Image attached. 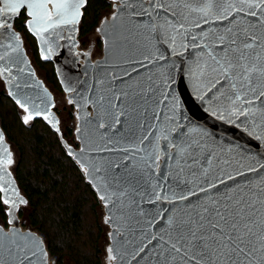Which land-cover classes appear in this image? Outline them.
I'll return each mask as SVG.
<instances>
[{"label":"snow or ice","instance_id":"obj_1","mask_svg":"<svg viewBox=\"0 0 264 264\" xmlns=\"http://www.w3.org/2000/svg\"><path fill=\"white\" fill-rule=\"evenodd\" d=\"M86 3L0 0V79L23 111L24 125L42 118L59 132L47 91L43 99L32 95L39 82H28L34 73L13 19L24 13L40 58L48 60L58 40H67L74 51ZM114 7L97 30L106 56L92 67L111 58L120 74H99L87 94L66 87L80 97L68 102L76 104L87 125L76 128L80 148L65 144L66 155L109 209L106 220L113 219V209L119 212L131 259L264 264V175H259L264 164L182 122L180 101L169 89L176 67L169 60L179 59L183 75L208 102L213 117L243 125L250 137L264 141V0H119ZM138 68L147 71L141 76ZM89 104L95 109L91 117L85 111ZM4 139L0 132V203L10 227L0 226V264H48L43 241L16 226L15 213L27 200L7 170L14 160ZM246 172L255 178H244ZM117 231L114 225L109 233L114 242ZM129 255L120 254L121 264ZM107 261H117L112 245Z\"/></svg>","mask_w":264,"mask_h":264},{"label":"trees","instance_id":"obj_2","mask_svg":"<svg viewBox=\"0 0 264 264\" xmlns=\"http://www.w3.org/2000/svg\"><path fill=\"white\" fill-rule=\"evenodd\" d=\"M110 5V0H87L80 34L91 32ZM25 20L26 16L21 12L15 18L14 26L24 32L34 59L47 71V79L60 87L54 63L40 58L38 42L24 26ZM19 117V108L12 97L0 90L1 127L19 152L15 179L26 196L29 205L27 218L31 226L44 234L47 247L57 257L58 264H64L66 257L71 258L73 264H100L102 248L99 239L103 229L96 219L92 221V213L100 205L96 190L75 161L66 155L59 132L42 118L24 125ZM66 135H73L72 127H66ZM0 214L6 218L2 203ZM84 242L88 249L81 251L80 244Z\"/></svg>","mask_w":264,"mask_h":264},{"label":"water","instance_id":"obj_3","mask_svg":"<svg viewBox=\"0 0 264 264\" xmlns=\"http://www.w3.org/2000/svg\"><path fill=\"white\" fill-rule=\"evenodd\" d=\"M83 13V8L81 9ZM16 18V17H15ZM14 18V19H15ZM82 16L80 17L76 28L77 31L74 34L75 39L77 41L78 35V24L81 20ZM14 19L12 21L13 30L14 29ZM67 30L65 29L62 34H66ZM38 42V41H37ZM58 47L56 48L55 54L50 58L54 62L55 70L57 76L60 80L62 87L66 90V87L71 86L75 89L77 93L84 92L87 94L88 85L93 83L95 77L99 74L107 71V72H115L116 74H120L119 68L113 67L116 63L114 59L109 58L107 63L101 64L96 68L92 67V63L87 61L85 65H80L78 63V59L75 56V49L74 51L71 50V45L67 40H58L57 41ZM77 44V43H76ZM39 45V43H38ZM24 49V47L22 46ZM40 48V45H39ZM26 58L29 62V68L31 73H34L28 82L33 83L34 81H38L39 85L32 89V95L38 96L40 98H45L44 92L47 91V95L51 97L50 103L54 105V97L50 89L37 78L34 67L32 66L29 57L24 49ZM106 56L105 44H104V59ZM175 63L176 67L171 69L170 75L172 77L171 81L169 82V89L170 91L177 96L180 101V108L185 120L182 122H186L189 124L190 127H197L202 128L204 131L210 133L212 138L220 145L224 147H233L236 148L239 146L238 150H246L248 155H251L256 158L261 164H264V141L256 140L253 137H250L246 132L243 131V125L237 127L235 124H228L226 121H220L218 117H213L211 115V111L209 110V104L207 101L202 102L200 97L194 91L193 82L190 81L187 76L183 75L180 69V60L179 59H172L169 60V64ZM134 67H136L134 65ZM148 70L156 71V69L149 68ZM147 70L144 68H138V74L143 76ZM87 74V75H86ZM168 74V73H166ZM136 74H133L135 78ZM125 79H127L125 77ZM64 81L62 83L61 81ZM72 97L75 101H79L80 97L74 93H72ZM39 102V101H38ZM52 107L49 108L51 111ZM85 111L89 114V117L95 115L94 107L89 104L87 105ZM92 111V114H91ZM82 113L79 110V116ZM82 130L87 127L84 120L81 119ZM259 133H257L258 135ZM80 148V147H79ZM79 148H75L78 150ZM246 163H248L246 161ZM253 166H255L253 164ZM259 175H264V172H260ZM244 178H255L253 173H245ZM240 177H236V182H240ZM231 183V182H227ZM112 225L118 229L120 236H118V250L123 253L127 251L130 255L129 257L125 258V264H143V261L137 257L135 260L131 259L132 254V245L125 244L124 242V231L120 227L122 221L119 220V212L116 209H113V219L111 220ZM22 232V231H21ZM117 264H121L120 260Z\"/></svg>","mask_w":264,"mask_h":264},{"label":"rangeland","instance_id":"obj_4","mask_svg":"<svg viewBox=\"0 0 264 264\" xmlns=\"http://www.w3.org/2000/svg\"><path fill=\"white\" fill-rule=\"evenodd\" d=\"M110 2H111L110 7L102 12L98 24L94 27V29L91 32L85 35L80 34L81 20L78 24V35H77L75 56L77 57L78 63L80 65H85L87 61H90L92 64H95L97 61H101L102 58L104 57V39L102 38L100 32H98L97 30L101 28L102 21L105 18L110 19L112 12L115 11L114 5L117 4L116 1L110 0ZM14 29L21 36L22 46L24 47L32 66L34 67L37 78L41 80L50 89V91L53 94L54 106L52 107L50 113L59 122L58 127H59L60 136L62 137L65 144L71 145L73 149L79 148L81 146V140L77 139L76 128L78 126L82 128V125H81V119L79 118L80 117L79 110L77 109L76 104L68 102L69 98L75 101V99L72 97V93L67 92L62 87L60 80H59L60 87H57L47 79V75H46L47 71L43 67L39 66L36 60L34 59L32 47L29 44V41L25 36L24 32L18 30L15 26ZM85 53H87L88 55H84ZM0 90H5V92L8 94V88L2 79H0ZM19 113L20 116L23 115V111L21 109H19ZM67 126L73 128V135L71 137H68L66 135ZM0 132H3L4 134L5 139L3 141V144L12 153L14 160V163L11 166H8L7 170L11 173V178L15 186L18 188L19 194L25 200H27L23 190L18 186L15 179V169L19 159V152L16 145L13 142H11L4 133L1 127V118H0ZM4 207L6 206L4 205ZM28 211H29L28 202L26 205H20L18 207V211H16L15 213V217H16L15 223L17 228L22 232L31 231L36 236H38L43 241V246L45 248V251H47L48 253V257H47L48 264H58L57 257L55 255H52L47 247L44 234H42L36 228L31 226L27 218ZM20 212H24L25 214L21 215ZM92 214L96 215V217L92 215V221L96 219V222H98L103 229V232L99 239V246L100 248H102L100 254V264H108L107 248L110 245H112L114 247V251L117 252V261L113 262V264H117V262L119 261V256L121 254V252L118 250V243H119L118 236H120V233L119 231H117L115 242L113 241V237L109 235V233H112L113 230V225L111 223V220H106V217L110 215L109 209L104 205L103 201L100 200L99 207H97L95 212ZM7 218H8L7 216L6 218H3L2 215L0 214V226H4L5 231L7 230L8 227H10V225L5 224ZM84 249L85 250L88 249V244L86 242H84V244H80V250L84 251ZM72 262H73L72 259L68 257H66L64 260V264H73Z\"/></svg>","mask_w":264,"mask_h":264},{"label":"bare ground","instance_id":"obj_5","mask_svg":"<svg viewBox=\"0 0 264 264\" xmlns=\"http://www.w3.org/2000/svg\"><path fill=\"white\" fill-rule=\"evenodd\" d=\"M116 1V3H118L119 2V0H115ZM79 127V126H78ZM80 140V139H79ZM7 231V230H6ZM114 231V226H113V230H112V232ZM117 233V232H116ZM38 237V236H37ZM114 243V242H113ZM45 249V248H44Z\"/></svg>","mask_w":264,"mask_h":264}]
</instances>
